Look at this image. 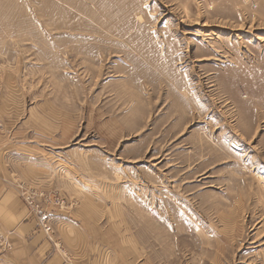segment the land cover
<instances>
[{
  "label": "rangeland",
  "instance_id": "374dc122",
  "mask_svg": "<svg viewBox=\"0 0 264 264\" xmlns=\"http://www.w3.org/2000/svg\"><path fill=\"white\" fill-rule=\"evenodd\" d=\"M0 182V264H264V0H0Z\"/></svg>",
  "mask_w": 264,
  "mask_h": 264
},
{
  "label": "crops",
  "instance_id": "0c3cea01",
  "mask_svg": "<svg viewBox=\"0 0 264 264\" xmlns=\"http://www.w3.org/2000/svg\"><path fill=\"white\" fill-rule=\"evenodd\" d=\"M14 194L8 184L0 182V230L11 233L9 238L24 246L32 227L27 221V212Z\"/></svg>",
  "mask_w": 264,
  "mask_h": 264
},
{
  "label": "built area",
  "instance_id": "2783aa9c",
  "mask_svg": "<svg viewBox=\"0 0 264 264\" xmlns=\"http://www.w3.org/2000/svg\"><path fill=\"white\" fill-rule=\"evenodd\" d=\"M45 217H43V219H44Z\"/></svg>",
  "mask_w": 264,
  "mask_h": 264
}]
</instances>
